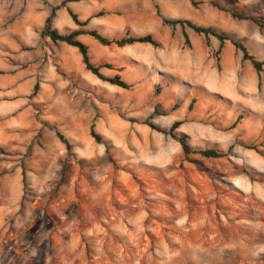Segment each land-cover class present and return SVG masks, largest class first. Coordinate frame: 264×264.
Returning a JSON list of instances; mask_svg holds the SVG:
<instances>
[{"label":"rangeland","instance_id":"374dc122","mask_svg":"<svg viewBox=\"0 0 264 264\" xmlns=\"http://www.w3.org/2000/svg\"><path fill=\"white\" fill-rule=\"evenodd\" d=\"M62 1L0 0V264H264V72L229 42L213 55L215 91L174 92L167 75L125 90L84 66L64 71L59 43L40 34ZM197 2L154 4L155 33H178L163 17L187 19L264 60V27L213 6L264 20V0ZM24 20L29 46L10 33ZM147 120L165 129L181 121L192 147L225 155L185 156Z\"/></svg>","mask_w":264,"mask_h":264},{"label":"crops","instance_id":"0c3cea01","mask_svg":"<svg viewBox=\"0 0 264 264\" xmlns=\"http://www.w3.org/2000/svg\"><path fill=\"white\" fill-rule=\"evenodd\" d=\"M159 1L171 9L174 7L189 8L190 6L197 10L198 7L192 6L190 0H82L81 2H85L82 5H73L75 2H68L66 7L71 9L80 21L88 20L87 24L81 27L82 29H95L109 38L123 36L126 32L132 35L150 33L160 43L159 48H155L149 43L139 42L122 47L104 46L86 35H79L78 39L88 46L93 64L108 63L113 66V69L101 68V74L105 76L119 74L131 87H147L145 82L148 81L149 85L160 82L159 78L167 75L173 78L171 89L174 92H179L180 86L184 84L188 85V89L200 88L215 91L220 81V75L213 55L218 50L222 55L226 42L219 49L218 40L210 36L207 46L204 36L198 34L201 39L194 41L195 37L192 33L194 31L186 27L184 31L189 40L187 44L182 36L180 26L171 27L174 31L178 30V33L171 34L168 29H164L163 34H156L158 22L156 14L151 12V7L158 4ZM210 1L212 5L214 2ZM66 7L58 9L55 15L54 27L61 33L80 28L69 16ZM30 29H33V25L24 20L20 24H14L10 33L20 36L21 42L25 46H29L23 35H27ZM59 45L63 51L60 57L61 69L82 75L81 71L84 65L78 50L65 43H59ZM39 50V47L36 46L35 60H38ZM23 52L25 51L23 50ZM36 64L33 63V66H37ZM136 67L141 71V76L136 75ZM129 74L131 76H128ZM85 80L93 82L91 78ZM2 95L5 94H1V97H4Z\"/></svg>","mask_w":264,"mask_h":264},{"label":"trees","instance_id":"16d2710c","mask_svg":"<svg viewBox=\"0 0 264 264\" xmlns=\"http://www.w3.org/2000/svg\"><path fill=\"white\" fill-rule=\"evenodd\" d=\"M82 0H63L60 4L54 6L51 8L50 13L44 20L43 27L40 31V34L44 37H47L52 43H65L68 46L74 47L78 50L80 56H81V62L84 65V68L86 71L94 75L97 79L106 82L110 85L117 86L119 88L128 90L131 85L125 82L119 74H115L112 76H105L101 74L100 69L101 68H107V69H113V66L108 63H103L99 65H95L92 63L89 52H88V46L81 42L78 39L79 35H86L92 39H94L96 42H98L101 45L104 46H117L122 47L127 44H132L135 42L139 43H149L155 48L160 47V43L154 38V36L150 33L145 35H132L129 32H126L123 36L120 37H106L103 34H101L99 31L95 29H82L81 27H84L88 20L80 21L77 18V15L72 12L71 9L66 7V3L68 2H77ZM190 3L192 6L197 7L199 4L197 1L190 0ZM216 7L219 11H222L228 16L234 20L239 21H250L259 28L264 27V20L258 18V17H251L248 15H245L244 13L237 12L232 9H226L223 7H219L217 5H213ZM66 7L67 12L69 16L72 18L74 23L79 26V29L72 30L67 33H61L59 32L55 27L52 25V19L55 17V13L58 9ZM162 23L164 25L170 26L172 28L176 26H180L182 29V36L185 39V42L188 44V36L184 31V28H190L195 33L200 34L204 36L206 45H209L208 38L214 37L219 42V49L223 47V44L225 42H229L236 50H239L241 52L242 60L249 61L254 71L259 74L260 72H264L263 66H264V60H257L253 55H251L247 48L239 41L230 38L227 34L224 32H220L210 26H202L197 25L193 23L190 20L187 19H178V18H162ZM219 51V50H218ZM38 89V83H35L33 86V93L35 94ZM156 93H159L158 88L155 89ZM195 102V99H191L190 103L188 104V110H191L193 103ZM156 113V111H154ZM241 116L239 115L238 118ZM145 124L149 126L151 129L156 130L162 134H165L169 136L172 140L177 142L182 150L183 155L187 156L190 154H198L204 158H210V159H219L224 157L225 153L214 149V148H196L192 147L188 142V137L184 133L177 131V128L182 124L181 121H174L168 128H160L156 124L146 121ZM89 134L91 138L97 143V144H103L105 146V150L108 153L110 149L112 148V145L110 142L106 141L102 135L97 133L94 130V125L91 124L89 129ZM56 136L65 143L66 147H69V143L64 137L61 135L59 131H56ZM113 161V160H112ZM22 181L24 182V175H22Z\"/></svg>","mask_w":264,"mask_h":264}]
</instances>
